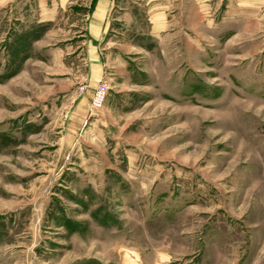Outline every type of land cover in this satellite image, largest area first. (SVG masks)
<instances>
[{"label":"rangeland","instance_id":"374dc122","mask_svg":"<svg viewBox=\"0 0 264 264\" xmlns=\"http://www.w3.org/2000/svg\"><path fill=\"white\" fill-rule=\"evenodd\" d=\"M103 1L0 0V264H264V0Z\"/></svg>","mask_w":264,"mask_h":264},{"label":"built area","instance_id":"2783aa9c","mask_svg":"<svg viewBox=\"0 0 264 264\" xmlns=\"http://www.w3.org/2000/svg\"><path fill=\"white\" fill-rule=\"evenodd\" d=\"M87 88V87H86ZM83 88V91L86 89ZM107 85L105 83L99 84L95 89H94V94L92 97V100L90 102V109L92 111H99L103 107L106 98H107Z\"/></svg>","mask_w":264,"mask_h":264},{"label":"trees","instance_id":"16d2710c","mask_svg":"<svg viewBox=\"0 0 264 264\" xmlns=\"http://www.w3.org/2000/svg\"><path fill=\"white\" fill-rule=\"evenodd\" d=\"M17 142L15 140H9L4 135H0V147H8L10 145H16Z\"/></svg>","mask_w":264,"mask_h":264},{"label":"crops","instance_id":"0c3cea01","mask_svg":"<svg viewBox=\"0 0 264 264\" xmlns=\"http://www.w3.org/2000/svg\"><path fill=\"white\" fill-rule=\"evenodd\" d=\"M108 1H110V0H106V1H103L102 3H97V4H106V3L109 4ZM109 5L111 6V4H109ZM109 5H108V6H109ZM98 9H99V8H98V5H97V6L95 7V12H96ZM93 13H94V12H93ZM90 74H92V71L90 72ZM90 74H89V75H90ZM89 78H91V77L89 76Z\"/></svg>","mask_w":264,"mask_h":264}]
</instances>
